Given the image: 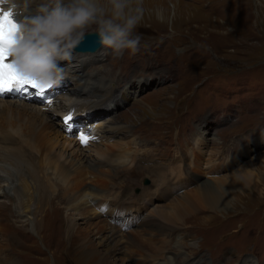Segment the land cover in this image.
<instances>
[{
	"label": "rangeland",
	"instance_id": "374dc122",
	"mask_svg": "<svg viewBox=\"0 0 264 264\" xmlns=\"http://www.w3.org/2000/svg\"><path fill=\"white\" fill-rule=\"evenodd\" d=\"M227 2L144 0L149 11L136 29L141 38L139 50L134 55L125 52L120 58H114L106 51L100 52L95 60L78 56L77 66L82 65V73L75 74L74 71L73 81L71 78L66 80L67 90L60 89L53 96L56 102L46 110L47 115L41 112L49 130H52L49 122L64 133L69 130L67 133L71 138L68 139H72L73 145L59 149L66 157L69 155L72 160L88 166L96 163L98 158L102 160L97 156V148L109 147L121 160L112 167H104L103 171L107 174L118 171L121 181L126 173L129 174V179L121 185H133L136 197L146 191L151 193L146 210L155 221L166 226L165 232L171 228L191 229V239L196 246L184 248L179 241L187 234L180 231L172 238L178 251L172 247V252L165 254L175 256L179 252V259L180 255L189 258L186 264H195L199 260H203V264H218L216 260L219 264H245L247 261L264 264V130L261 131L264 128V0L239 2L245 11L243 24L238 29L248 31L251 27L255 40L250 41L233 30L238 21L228 11ZM157 7L164 9L166 17H171L170 23L167 19L160 22L155 18L151 10ZM142 78L148 81L143 82ZM74 82L84 88V92L76 97L72 93ZM98 86L112 87L123 101L116 107H110V104L87 113L83 120H88V124L96 122L101 128L88 127L92 144L82 148L76 138L89 133L67 128L61 121V116L67 112L62 108L72 103L79 107L95 100ZM85 92L93 93L94 99ZM3 101L29 105L38 111H44L45 107V104L21 99ZM79 116L72 120L78 125L83 122L77 121ZM230 137L233 138L229 140ZM173 145L178 147L172 155ZM177 151L184 154V162L175 154ZM156 165L161 166L169 178L173 173L170 180L182 178L187 183L188 178L195 179L198 173L200 179L195 183L190 181L185 187L171 183L166 185L167 188H163L162 183L153 185L152 171L156 170ZM210 166L216 169L206 175ZM234 176L235 184L229 193L236 199L227 209L220 213L200 209L187 218L173 212L183 209L184 204L175 207L176 200L182 195L196 193L209 180ZM144 179L149 180L147 185H144ZM175 186L182 193L176 199V196L171 198ZM157 188L158 193L154 194ZM64 208L60 206L57 212L51 210L47 221L40 225L37 238L42 244L31 232L24 234L26 230L22 228L18 230L23 231L24 236H17L16 241H12L10 237L13 238L17 229L8 235L0 226V263L11 264L14 260L16 264H101L91 247L84 248L83 242L76 237L72 240L73 232L68 235L65 222L68 213ZM187 250L189 253L185 252ZM197 251L199 253L192 257Z\"/></svg>",
	"mask_w": 264,
	"mask_h": 264
},
{
	"label": "bare ground",
	"instance_id": "6f19581e",
	"mask_svg": "<svg viewBox=\"0 0 264 264\" xmlns=\"http://www.w3.org/2000/svg\"><path fill=\"white\" fill-rule=\"evenodd\" d=\"M239 2L240 0H228L226 3L229 6L228 11L230 14L237 17L238 23L234 25L233 30L242 34L246 40H255L251 27H248V31L238 29L241 23L243 24V11H245L244 5L241 7ZM103 51L100 48L99 52ZM96 55L82 56L94 57ZM78 56L80 55L75 52L71 61L61 62L62 66H65V69L72 70V72L75 71V74L82 73V65L77 66ZM96 58H93V60ZM72 75L69 74V76ZM70 80L73 81V78ZM73 85L75 87L72 93L75 97L84 92L79 82H74ZM87 86L85 84L86 88ZM96 88V99L73 108L70 118L79 116V114L86 116L87 113L110 104V107H116L119 102L123 101L119 99L120 93L117 94V91L112 87L98 86ZM86 94L88 95V93ZM88 96L94 97L91 92ZM62 109L66 111V107ZM41 112L47 115L46 111H38L29 105H12L0 100V226L3 229L2 232L5 231L10 235L13 230L17 229L13 238L10 237L12 241H16L17 236H24L23 231L18 230L20 228L26 230L24 234L31 232L33 235L38 236L41 229L40 225L42 226L43 222L47 221L51 210L57 212L56 210L60 206H65L66 211L63 210L68 213L65 220L68 235L73 232L72 240L76 237L78 241L83 242L82 246L84 248L91 247L93 252L97 253L98 262L101 264L118 262L120 264H186L189 258H181L180 255L179 259V252L175 256L165 254H167L166 252H172V247L174 251L178 249L173 246L174 239L172 238L180 231L187 234V236H183L181 241L178 240L184 248H186L185 246L190 248L196 246L194 239H191V229L175 230V228H171L168 232H165L166 226L161 222L159 224L157 220L155 221L151 215H148L149 212L146 210V206L150 203L148 197L152 195L151 193L146 191L141 196L136 197L132 191L133 185H121L123 181L129 179V174L126 173L125 178L121 181L118 177L120 175L118 171L113 170L108 174L104 172V167H112L121 160V157L116 155L109 147L105 146L103 150L100 147L97 148L95 150L97 156L101 157L102 160L98 158L96 163L88 166L80 163V161L72 160L69 155L66 157L59 149L65 148L66 145H73L72 139H68L67 132L69 130L64 133L52 122H49L50 128H52V130H49L48 122ZM80 137L84 136L80 135ZM97 143L99 145L100 141ZM175 154L182 159V162L185 161L182 151H177ZM42 160H44L43 165ZM195 160H198L196 156H194ZM196 162L198 163L199 160ZM145 165L143 167H147ZM157 168L155 167L157 171L154 169L152 171L155 177L152 183L153 185L162 183L163 188L166 185L168 186L169 183L185 187L190 181L195 183L200 179V173H196V178H188L187 183L182 178L176 179L174 177L170 180L173 173L170 174L169 178L163 173L164 170L162 171L161 166H157ZM212 169L214 168L207 170L206 175H211ZM234 178L236 177L209 180L210 182L202 184L194 194L182 195L175 189L177 187L175 186L172 189L174 196H171V198L176 196V199L182 195L176 200L175 207L183 204L184 207L173 212L177 216L183 215L186 218L200 209L220 213V211L230 207L236 199L229 193V189L235 184L233 182ZM134 180L135 178L131 179V184ZM117 189H119L118 192ZM214 189L217 190L214 191ZM156 192L158 193V188L153 193L157 194ZM60 194H63V196H60ZM163 214H165V211L162 212V216ZM170 214L169 217L174 218ZM185 252L189 253V250ZM198 253L199 251L193 253L194 256L192 257H195ZM13 254L11 256L14 258ZM187 255L186 257H188ZM216 262L220 263L217 260ZM10 263L16 264L14 260ZM195 264H203V260H199ZM245 264L251 263L247 261Z\"/></svg>",
	"mask_w": 264,
	"mask_h": 264
},
{
	"label": "clouds",
	"instance_id": "9594fccd",
	"mask_svg": "<svg viewBox=\"0 0 264 264\" xmlns=\"http://www.w3.org/2000/svg\"><path fill=\"white\" fill-rule=\"evenodd\" d=\"M0 9L18 25L8 47L16 72L47 87L66 79L61 62L73 59L86 34H97L101 49L114 58L134 55L141 39L136 29L149 11L144 0H2ZM151 11L158 21L171 22L164 9Z\"/></svg>",
	"mask_w": 264,
	"mask_h": 264
},
{
	"label": "snow or ice",
	"instance_id": "6c2138e0",
	"mask_svg": "<svg viewBox=\"0 0 264 264\" xmlns=\"http://www.w3.org/2000/svg\"><path fill=\"white\" fill-rule=\"evenodd\" d=\"M2 3V0H0ZM18 28L15 21L11 18L10 12H3L0 9V94L11 93L31 87L40 92L45 89L33 79L20 76L12 60H9L8 47L15 41V33ZM87 143V138H81Z\"/></svg>",
	"mask_w": 264,
	"mask_h": 264
},
{
	"label": "water",
	"instance_id": "95a60500",
	"mask_svg": "<svg viewBox=\"0 0 264 264\" xmlns=\"http://www.w3.org/2000/svg\"><path fill=\"white\" fill-rule=\"evenodd\" d=\"M98 35L95 33L86 34L84 41L76 49V52L86 53V52H96L100 48L98 43Z\"/></svg>",
	"mask_w": 264,
	"mask_h": 264
}]
</instances>
